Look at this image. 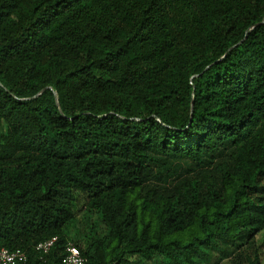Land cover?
I'll list each match as a JSON object with an SVG mask.
<instances>
[{
    "label": "trees",
    "instance_id": "trees-1",
    "mask_svg": "<svg viewBox=\"0 0 264 264\" xmlns=\"http://www.w3.org/2000/svg\"><path fill=\"white\" fill-rule=\"evenodd\" d=\"M263 231L264 0H0V246L264 264Z\"/></svg>",
    "mask_w": 264,
    "mask_h": 264
},
{
    "label": "built area",
    "instance_id": "built-area-1",
    "mask_svg": "<svg viewBox=\"0 0 264 264\" xmlns=\"http://www.w3.org/2000/svg\"><path fill=\"white\" fill-rule=\"evenodd\" d=\"M56 237H51L37 243L36 250L42 255L47 254ZM27 260L26 253L19 249H10L0 246V264H21ZM61 264H86V260L79 248L72 242L68 241L65 247V254L61 259Z\"/></svg>",
    "mask_w": 264,
    "mask_h": 264
},
{
    "label": "rangeland",
    "instance_id": "rangeland-1",
    "mask_svg": "<svg viewBox=\"0 0 264 264\" xmlns=\"http://www.w3.org/2000/svg\"><path fill=\"white\" fill-rule=\"evenodd\" d=\"M90 226H92L94 231H96L98 233H101L104 230V225L99 220V217H98V215L96 213H91L89 211H87V212L84 211V212L80 213L77 216V227L76 228H78L80 230H83V231H86L87 228L88 229L90 228ZM72 231L74 232V227H72ZM263 232H260V233L257 234V242H260L261 240L264 239V233ZM219 253H220L219 251L213 252L212 253V254H214L213 257L211 258L210 261L206 260L207 262L205 264H212L215 261V259L218 260L219 257H220ZM220 260L219 261L223 262V263L228 262L227 259H225V258L224 259H220ZM261 260H262V263H264V256L262 257Z\"/></svg>",
    "mask_w": 264,
    "mask_h": 264
},
{
    "label": "water",
    "instance_id": "water-1",
    "mask_svg": "<svg viewBox=\"0 0 264 264\" xmlns=\"http://www.w3.org/2000/svg\"><path fill=\"white\" fill-rule=\"evenodd\" d=\"M54 94H55L56 103H57V105H58V98H57V94H56V92H54ZM191 110H192V105H191Z\"/></svg>",
    "mask_w": 264,
    "mask_h": 264
}]
</instances>
